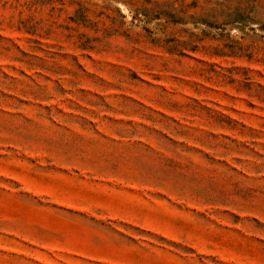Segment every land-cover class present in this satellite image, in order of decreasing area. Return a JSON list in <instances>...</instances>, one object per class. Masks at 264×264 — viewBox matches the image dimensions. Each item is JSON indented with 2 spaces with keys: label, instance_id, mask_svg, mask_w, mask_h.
<instances>
[{
  "label": "rangeland",
  "instance_id": "1",
  "mask_svg": "<svg viewBox=\"0 0 264 264\" xmlns=\"http://www.w3.org/2000/svg\"><path fill=\"white\" fill-rule=\"evenodd\" d=\"M0 264H264V0H0Z\"/></svg>",
  "mask_w": 264,
  "mask_h": 264
}]
</instances>
